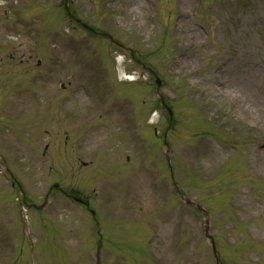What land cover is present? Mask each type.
I'll list each match as a JSON object with an SVG mask.
<instances>
[{"label": "rangeland", "instance_id": "1", "mask_svg": "<svg viewBox=\"0 0 264 264\" xmlns=\"http://www.w3.org/2000/svg\"><path fill=\"white\" fill-rule=\"evenodd\" d=\"M69 5L159 72L175 111L176 183L210 212L225 264H264V0ZM190 25L202 35L185 34ZM98 37L64 0H0V162L34 203L55 181L92 197L103 264H215L205 217L173 188L153 75ZM119 68L139 79L120 81ZM4 178L0 264H96L88 213L56 193L45 211L29 210L28 232Z\"/></svg>", "mask_w": 264, "mask_h": 264}, {"label": "bare ground", "instance_id": "2", "mask_svg": "<svg viewBox=\"0 0 264 264\" xmlns=\"http://www.w3.org/2000/svg\"><path fill=\"white\" fill-rule=\"evenodd\" d=\"M184 15H186L187 14V12L185 11L184 13H183ZM193 34L192 36H194V35H196L197 37H200L201 35H202V33H201V31L200 30H197L196 28H195V26L194 25H190L189 27H188V30H185V34ZM131 79H136V77H130ZM134 79V80H135ZM226 91H231V92H234V94L237 96L238 95V91L236 90V89H233V88H230V87H227L226 89H225ZM258 111H259V109H257ZM258 155H259V157H261L262 155H260L259 153H257Z\"/></svg>", "mask_w": 264, "mask_h": 264}, {"label": "water", "instance_id": "3", "mask_svg": "<svg viewBox=\"0 0 264 264\" xmlns=\"http://www.w3.org/2000/svg\"><path fill=\"white\" fill-rule=\"evenodd\" d=\"M67 9L69 10V7H67ZM156 76H157V75H156ZM157 84H158V87H160L161 84H162L161 79H160L158 76H157ZM161 100H162L163 106L166 107V108L169 110V112H170V114H171V117H172L173 112H172V110L167 106V104L165 103V98H164L163 95H161ZM72 197H73L75 200H78V201H80V202L86 204V206L90 209L89 202H88L87 200L82 199L81 197H78V196H74V195H72ZM90 210H91V209H90ZM91 211H92L93 215L96 216L95 211H93V210H91Z\"/></svg>", "mask_w": 264, "mask_h": 264}]
</instances>
